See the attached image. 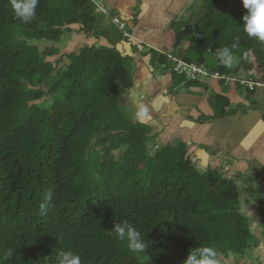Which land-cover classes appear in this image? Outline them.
<instances>
[{"label": "trees", "instance_id": "16d2710c", "mask_svg": "<svg viewBox=\"0 0 264 264\" xmlns=\"http://www.w3.org/2000/svg\"><path fill=\"white\" fill-rule=\"evenodd\" d=\"M92 2L40 0L36 19L24 24L13 18L10 0H0V264H57L61 250L78 253L81 264H182L199 246L217 248L223 264L230 254L243 259L254 237L239 211L235 182L219 170L199 169L182 141L158 149L156 136L129 119L132 59L115 46L85 44L52 62L58 49L41 51L32 43H59L79 23L98 39ZM201 9L182 35L192 58L172 53L173 61L153 51L158 67L170 69L173 86L200 84L178 73L179 62L232 74L215 50L235 36L232 66L251 68L252 54L264 72V44L242 32V0H202ZM58 103L61 111L51 121ZM49 191L51 205L41 216ZM123 221L149 243L146 253H132L110 235ZM8 248L14 254L4 260Z\"/></svg>", "mask_w": 264, "mask_h": 264}, {"label": "crops", "instance_id": "0c3cea01", "mask_svg": "<svg viewBox=\"0 0 264 264\" xmlns=\"http://www.w3.org/2000/svg\"><path fill=\"white\" fill-rule=\"evenodd\" d=\"M96 1L99 6L125 19L136 39L124 40L123 35L111 41L105 36L100 37L103 46H115L123 57L132 59L134 87L126 97L136 109L135 114L144 113L139 121L149 124L150 136L164 137L163 146L182 141L188 148L187 158L198 168L219 170L235 182L239 211L248 219L254 237L251 243L253 261L245 254L240 263L264 264V90L249 91L235 81L215 80L199 82L197 86L202 85L205 89L179 83L174 87L170 69L165 72L164 65L157 68L160 75L148 82L154 67H149V58L142 57L144 49L173 53L177 35L172 40L171 29L175 31L172 19L177 20L183 14L184 0ZM196 3L199 4L198 11L202 0ZM191 22L189 16L181 29L184 31L194 23ZM85 38L92 37L82 39ZM99 40L94 41L98 43ZM241 90L246 91V96ZM162 92H167V96L164 97ZM139 93L141 96L136 97ZM241 204L246 206L240 208ZM228 260L230 264H236L232 254Z\"/></svg>", "mask_w": 264, "mask_h": 264}, {"label": "clouds", "instance_id": "9594fccd", "mask_svg": "<svg viewBox=\"0 0 264 264\" xmlns=\"http://www.w3.org/2000/svg\"><path fill=\"white\" fill-rule=\"evenodd\" d=\"M93 4L98 7L97 1L92 0ZM40 0H10L11 8L13 11V18L20 21L21 23L28 24L36 19L37 16V7L39 5ZM243 8L246 9L245 14L242 17L243 23L241 25L242 32L249 39H254L260 44H264V0H242ZM116 24H119V20L113 18ZM116 20L118 22H116ZM125 24V23H124ZM77 26V25H76ZM121 29L125 30L124 37L126 39L133 38L131 32H127L126 28L130 31L129 27H126L123 24L119 25ZM79 27L78 30H80ZM172 40L178 38V34L175 33L173 29ZM81 32V31H80ZM83 33V32H81ZM179 33V32H178ZM184 31L182 30L183 35ZM90 35H85V37H89ZM94 39V37L92 38ZM96 39V38H95ZM99 40V39H97ZM183 40H180V42ZM240 36H235L233 42L229 46H225L222 48H217L215 50V58L219 62L220 65L231 68L233 71L232 74L226 75L233 76L235 79H244V80H254L257 77L264 80V72H260L257 68H244V69H235V66H232L234 61V50L239 47ZM87 45V44H86ZM91 46V45H90ZM179 46V45H178ZM177 47V46H176ZM152 52L154 50H151ZM173 61H175V56L167 54ZM185 64H193L198 67L205 69L209 74L218 73L213 69L207 67L204 63H189L183 62ZM243 72V75H239V73ZM252 74V77L250 75ZM219 74V73H218ZM205 80H215L218 82L227 81L225 79L220 80L211 77H202L199 82H204ZM239 83L238 81H235ZM241 85V84H240ZM261 89V88H260ZM144 113H138V118L143 117ZM52 201V193L51 191L47 192L43 198V201L39 204V212L40 215H46L48 209L51 205ZM110 235H114L120 241H125L127 243V247L132 253H146L149 250V243L142 237L141 233L137 231L136 227L133 226L128 221H123L120 223H115L114 227L111 230ZM14 254V249L8 248L2 256V259L8 260L11 259ZM57 264H81V257L78 253L73 250H61L57 254ZM182 264H223L221 260V254L217 248L212 246H199L189 250L187 257L183 260Z\"/></svg>", "mask_w": 264, "mask_h": 264}, {"label": "rangeland", "instance_id": "374dc122", "mask_svg": "<svg viewBox=\"0 0 264 264\" xmlns=\"http://www.w3.org/2000/svg\"><path fill=\"white\" fill-rule=\"evenodd\" d=\"M196 2H197V0H193V1L192 0H184V7H182V8L185 9V10H184L183 14L177 20H174L175 18L172 19L173 20L172 22L174 23V26H173L174 28L175 27L177 28L180 25H182V23L184 21H187V18L189 16L194 17V18H191L192 19L191 23H193V22L195 23V22L198 21L202 11H201L200 7L198 8V11H196V7H198V5H199ZM199 2H200V0H199ZM181 5H182V3H181ZM93 14L95 15V22L93 24H91V26L94 27L93 30H94V33L96 34V37L98 39L101 40L99 32H103V34H106L107 37L109 39H111V40H113L114 38H120L121 36L124 35L125 30L121 29L119 25L123 24L125 26V24H126L125 19H123L121 17H117L115 15V13L109 11L107 8H104L103 6H99V4H98V7L95 6V10H93ZM195 14H196V17H195ZM113 18L118 19L119 20V24H116L114 22ZM64 27H66V25ZM79 27H82V24L79 23V24L70 25L69 29H71V31L69 33L65 32L63 37H62V40L59 43H53L51 41H45V40L34 41L32 43L37 45V47L41 51L49 50L50 48H53V47L58 49L59 54L57 56H55V57L49 58V60H52V62L55 61L60 56H63L64 53H69V54L70 53H77V51H79L81 46H83L85 44H87V45H93L95 43L98 44V45H102L103 44L102 40L101 41L99 40L98 43H97V41H94L95 39H92L93 38L92 35L89 36V37H92L91 39H87V38L82 39L85 36V34H87L89 31L81 33L80 30H78ZM126 27H128V26H126ZM126 31L132 33V31H130L128 28H126ZM178 32H179L178 34H180L182 32V29L180 28V30H178ZM186 37H187L186 35L183 37V40L180 42V46L175 47V48L172 49L173 50V54L176 57H180L181 58V57H183V55H186L187 57H190V58L193 57L192 54L190 52H187V50H186L187 47H188V44H189V39L186 38ZM125 39L126 38H124V40ZM131 39H135V38L133 37ZM144 53H145V55H143L142 57L144 59L149 58V63H150L149 67H151V69H153V67H154V70L152 72H150V74H149V80H148V82H149L152 77L159 76L160 74L157 71V68H158L157 64L158 63L155 60L156 55H154V53L151 50L147 49V48L144 49ZM248 62H249V64H251L252 68H256L254 55L251 54L249 56ZM65 63H68L67 59H65V62L63 64H65ZM207 63L210 66L213 64L212 61L210 60V58L208 59ZM129 66H130L131 74L132 73L134 74V71H135L134 64L130 63ZM241 73H243V72H241ZM259 73H260V71H259ZM250 75L252 77L251 73H250ZM197 87L205 89L204 86H202V85L201 86H197ZM146 88H144L145 92H146ZM241 91H242L241 94L246 96V94H247L246 91H244V90H241ZM147 92H148V94H151L150 91L147 90ZM127 94H128V92L125 94V97H126ZM162 95L164 97L167 96V92L166 93L162 92ZM135 96L139 97V96H141V94L139 93V94H137ZM141 101H145V100L142 99ZM136 104L138 105L139 102H137ZM124 109L126 110V113L128 114L129 119L134 120V122L137 121L140 124H143L144 126L147 127L148 131H150L151 128H150L149 124L146 121H139L138 115L135 114V112H134V110H136V109L133 106H131V104L129 102V99L127 97H126V102H125ZM60 111H61V104H59V103L55 104L54 107H52V109L50 110V113L48 115V119L51 120V121L56 120L58 118V116H59ZM163 138L164 137H162V136H158L155 139L154 143L156 144L158 149H160L163 146V144H164L162 142ZM153 144L151 143L150 146H152ZM115 153H119L120 154V152H115ZM119 154H117V155H119ZM187 159L189 160V158H187ZM199 169L204 170L203 168H199ZM225 178H227V177H225ZM245 206H246L245 204H241L240 208L241 207L244 208ZM253 249L254 248L252 247L251 250H248L245 253L246 257L250 261H253V257H254V250ZM229 260L233 261L234 259L230 258ZM229 260H227L228 264H230ZM241 260H243V259L235 260V263L239 264L241 262ZM236 261H238V262H236Z\"/></svg>", "mask_w": 264, "mask_h": 264}, {"label": "built area", "instance_id": "2783aa9c", "mask_svg": "<svg viewBox=\"0 0 264 264\" xmlns=\"http://www.w3.org/2000/svg\"><path fill=\"white\" fill-rule=\"evenodd\" d=\"M116 22L118 21L116 20ZM177 71L179 74H183L188 79H191V80H194V79L200 80L202 77H211V78H216L220 80L225 79L230 82L238 81L239 84L244 86L249 91H254L256 88H261L264 90V80H261V78L259 77H257L254 80H244V79H235V77L233 76L225 77V75H221L218 73L209 74L205 69L201 67H198L193 64H185L183 62H179L177 64Z\"/></svg>", "mask_w": 264, "mask_h": 264}, {"label": "water", "instance_id": "95a60500", "mask_svg": "<svg viewBox=\"0 0 264 264\" xmlns=\"http://www.w3.org/2000/svg\"><path fill=\"white\" fill-rule=\"evenodd\" d=\"M182 32L180 34H178V38L176 39V46L179 45L180 43V40L182 39V36H181Z\"/></svg>", "mask_w": 264, "mask_h": 264}]
</instances>
